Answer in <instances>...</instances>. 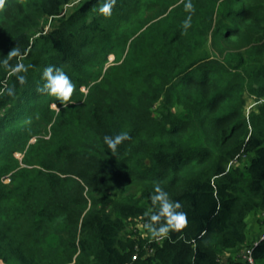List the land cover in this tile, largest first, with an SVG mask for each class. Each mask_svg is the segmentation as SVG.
<instances>
[{"label":"trees","instance_id":"trees-1","mask_svg":"<svg viewBox=\"0 0 264 264\" xmlns=\"http://www.w3.org/2000/svg\"><path fill=\"white\" fill-rule=\"evenodd\" d=\"M76 1L0 6V58L31 65L23 85L0 65V264H251L246 249L264 264L248 236L264 222V0H193L187 32L184 0H116L109 17ZM49 64L75 84L67 106L37 91ZM156 184L188 224L149 244L128 224Z\"/></svg>","mask_w":264,"mask_h":264},{"label":"clouds","instance_id":"clouds-1","mask_svg":"<svg viewBox=\"0 0 264 264\" xmlns=\"http://www.w3.org/2000/svg\"><path fill=\"white\" fill-rule=\"evenodd\" d=\"M115 3L116 0H97L98 12L105 17L111 16ZM3 4L4 0H0V6H3ZM183 6L187 15L182 21V30L187 32L192 26V17L196 11V6L193 0H184ZM18 54H20L18 49H12L7 56L0 58V65L8 67L10 69L9 75H15L16 80L23 85L27 82V72L31 65H26L22 62L10 65L8 57ZM42 78L44 82L37 87V91L54 96L64 106H67L65 102H70L75 88V84L68 73L61 67L49 64L43 69ZM6 91L8 95H14L15 86L7 88ZM129 138L130 133L122 130L113 135H105L103 140L107 147L115 152L118 145ZM150 198L155 210L145 213V215L149 216V219L144 224L147 229L145 234L150 239H163L170 232H179L186 227L188 216L182 210L181 202L170 198L169 193L161 188L159 184L154 186V192Z\"/></svg>","mask_w":264,"mask_h":264},{"label":"rangeland","instance_id":"rangeland-1","mask_svg":"<svg viewBox=\"0 0 264 264\" xmlns=\"http://www.w3.org/2000/svg\"><path fill=\"white\" fill-rule=\"evenodd\" d=\"M80 0H77L75 3H78ZM72 10L71 8H69L67 10L68 13H70ZM54 20L52 19H48L46 21V29L47 30H50L51 27L54 25ZM109 60H110V63H112V61H114V56L113 55H110L109 56ZM83 90H85L87 92L86 89L83 88ZM246 102L245 104L243 105V108H242V111H243V114L248 118V120H250V113L253 111V110H257L258 109V105L260 104V100L257 98L256 95L254 94H251V92H247L246 95ZM263 101V100H262ZM261 101V102H262ZM55 105V104H53ZM54 107H57V106H54ZM16 156L17 158L20 159V161H22V154L20 153H16ZM250 160L249 156H244L243 154H240L239 156H237L231 163H230V166H239L241 163L242 164H246L248 161ZM229 166V167H230ZM5 182H9V179H5ZM255 215L253 214L251 217H250V230L248 231V236H249V241L252 242L254 241L255 239H260L262 236H264V222H256L255 221ZM260 216H258L259 218ZM257 219V217H256ZM142 219L141 218H135L133 219L132 221H130V223L128 224V227H129V231H133V232H130V234L128 235L129 237L131 236H134V237H138L140 238L138 235H141L142 237L143 236H146V228L144 227V224L143 222L141 221ZM135 233H139L138 235L135 234ZM152 252L149 251L148 252V255H151ZM230 255H233L234 257H236V253L235 252H227L225 254V257L227 259V257H229ZM240 255H243L240 253Z\"/></svg>","mask_w":264,"mask_h":264},{"label":"built area","instance_id":"built-area-1","mask_svg":"<svg viewBox=\"0 0 264 264\" xmlns=\"http://www.w3.org/2000/svg\"><path fill=\"white\" fill-rule=\"evenodd\" d=\"M263 238H264V236H263ZM164 239V238H163ZM163 239H154V240H151V241H149V244L150 243H152L153 241H162ZM147 247V246H146ZM147 250L148 251H151V252H153V249L152 248H148L147 247ZM138 252H136L134 255H133V257H132V259L133 260H136V259H138ZM243 257L245 258V259H247V260H249V262L251 263V264H254L253 263V259H252V257H251V250H245V253L243 254Z\"/></svg>","mask_w":264,"mask_h":264}]
</instances>
